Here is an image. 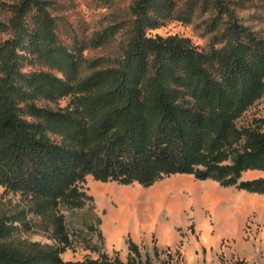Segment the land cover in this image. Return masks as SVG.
<instances>
[{
	"label": "trees",
	"instance_id": "16d2710c",
	"mask_svg": "<svg viewBox=\"0 0 264 264\" xmlns=\"http://www.w3.org/2000/svg\"><path fill=\"white\" fill-rule=\"evenodd\" d=\"M109 2L111 0H104ZM50 0H15L0 42V184L14 191L59 196L82 174L150 185L164 174L194 173L223 185L264 192V178L239 181L243 170L264 167V122L245 131L244 152L234 165L197 169L210 129L229 132L234 114L264 91V37L236 14L225 25V45L213 60L189 37L152 35L174 16L175 0H131L132 35L117 65L83 83L82 105L94 141L77 158L61 147L35 103L52 99L60 80L48 62L75 69L77 56L60 42ZM30 67L31 69H29ZM206 102L201 110L196 100ZM29 106L33 107L30 118ZM27 225L22 212L0 214V264H56V250L17 236ZM30 228V222H29ZM68 245L64 226L55 228ZM131 250L141 255L131 241ZM67 264H142L88 260ZM146 264H152L149 260Z\"/></svg>",
	"mask_w": 264,
	"mask_h": 264
},
{
	"label": "rangeland",
	"instance_id": "374dc122",
	"mask_svg": "<svg viewBox=\"0 0 264 264\" xmlns=\"http://www.w3.org/2000/svg\"><path fill=\"white\" fill-rule=\"evenodd\" d=\"M0 0V42L12 35L9 4ZM60 42L77 56L75 69L42 62L60 80L52 99L35 104L47 110L43 120L62 148L74 157L87 153L94 141L88 133L83 82L104 67L117 65L132 35L131 0H50ZM174 16L149 30L152 35H180L213 60L225 45L224 29L232 13L264 37V0H175ZM31 69L30 67H28ZM264 80V78H263ZM201 110H208L202 99ZM30 118H33V107ZM229 132L216 126L206 137L201 164L234 165L244 152L245 131L264 122V91L239 107ZM264 164V163H261ZM211 168V167H210ZM264 178V167L241 172L239 181ZM22 212L27 225L17 239L37 241L56 250V264L88 260H121L146 264H264V192L236 184L223 185L194 173L164 174L150 185L138 181L97 179L86 172L59 196L14 191L0 184V214ZM30 222V228H29ZM64 226L69 244L59 242L55 228ZM133 241L141 253L131 250Z\"/></svg>",
	"mask_w": 264,
	"mask_h": 264
}]
</instances>
